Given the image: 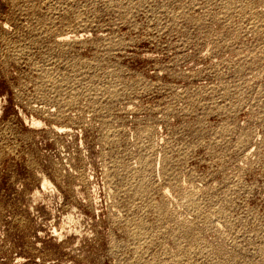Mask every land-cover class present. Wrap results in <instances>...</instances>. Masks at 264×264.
Instances as JSON below:
<instances>
[{
	"label": "rangeland",
	"instance_id": "obj_1",
	"mask_svg": "<svg viewBox=\"0 0 264 264\" xmlns=\"http://www.w3.org/2000/svg\"><path fill=\"white\" fill-rule=\"evenodd\" d=\"M0 264H264V0H0Z\"/></svg>",
	"mask_w": 264,
	"mask_h": 264
},
{
	"label": "bare ground",
	"instance_id": "obj_2",
	"mask_svg": "<svg viewBox=\"0 0 264 264\" xmlns=\"http://www.w3.org/2000/svg\"><path fill=\"white\" fill-rule=\"evenodd\" d=\"M45 185V184H44ZM47 186V185H46Z\"/></svg>",
	"mask_w": 264,
	"mask_h": 264
}]
</instances>
